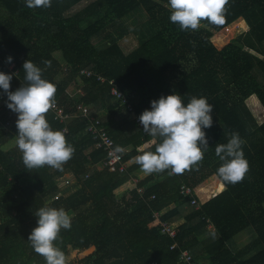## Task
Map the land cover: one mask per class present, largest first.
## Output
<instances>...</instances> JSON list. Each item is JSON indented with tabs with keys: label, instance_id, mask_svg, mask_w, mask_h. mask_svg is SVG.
<instances>
[{
	"label": "trees",
	"instance_id": "16d2710c",
	"mask_svg": "<svg viewBox=\"0 0 264 264\" xmlns=\"http://www.w3.org/2000/svg\"><path fill=\"white\" fill-rule=\"evenodd\" d=\"M138 9L148 18L132 50L124 51L115 37L101 46L94 43L108 24ZM170 14L168 0H51L48 8L0 0V71L13 74L10 90L25 83L23 63L31 60L57 84L56 104L66 112L79 103L90 106L93 116L104 112L102 126L123 149L125 165L124 172L121 165L104 167L105 150L95 147L87 120L61 124L50 110L46 119L54 130L67 127L74 155L62 169L28 170L16 146L17 113L7 107L0 89V264H46L28 241L37 225L35 213L45 205L62 207L72 218L71 229H62L55 242L68 264H185L183 251L196 264H264V57L253 53L263 51L264 0H229L222 24L205 20L196 31H182ZM239 19L249 23V34L218 48L211 37ZM110 80L132 113L111 94ZM77 88L84 92L82 99L70 95ZM173 92L185 104L192 96H205L214 106L213 126L204 129L209 147L198 169L146 175L135 158L142 149L155 151L160 140L135 119L152 100ZM234 131L244 141L250 167L242 182L231 184L217 174L222 161L215 147L227 143ZM68 174L73 185L61 189L59 180ZM183 185L191 195L181 194ZM165 221H181L175 238L162 233ZM241 232L252 233L251 240L232 248Z\"/></svg>",
	"mask_w": 264,
	"mask_h": 264
},
{
	"label": "clouds",
	"instance_id": "9594fccd",
	"mask_svg": "<svg viewBox=\"0 0 264 264\" xmlns=\"http://www.w3.org/2000/svg\"><path fill=\"white\" fill-rule=\"evenodd\" d=\"M229 0H168L170 21L182 31H196L207 20L219 25L224 22ZM28 8L51 7V0H26ZM7 57V62H12ZM46 67L50 61H43ZM25 83L15 91L10 90L13 74L0 71V89L7 95V107L17 113L16 146L22 153V162L28 170L45 166L62 169L72 158L75 148L66 139V130H54L47 113L56 105L57 84L43 77L44 69L31 60L23 63ZM214 106L205 96H192L185 104L179 93L151 101L139 117L143 130L149 136L159 138L155 151L141 150L135 162L147 175L170 170L169 174H183L203 162L209 147L204 129L213 126ZM238 132L230 133L227 143L217 144L215 154L222 161L217 170L225 183L242 182L249 171ZM148 147H151L149 145ZM117 151H121L117 148ZM37 225L28 236L33 250L42 256L46 264H68L67 257L56 241L62 229H71V216L64 208L45 205L36 213Z\"/></svg>",
	"mask_w": 264,
	"mask_h": 264
},
{
	"label": "built area",
	"instance_id": "2783aa9c",
	"mask_svg": "<svg viewBox=\"0 0 264 264\" xmlns=\"http://www.w3.org/2000/svg\"><path fill=\"white\" fill-rule=\"evenodd\" d=\"M237 23V22H235ZM237 25H239L237 23ZM235 25V26H237ZM233 23L227 24L222 29H220V32L227 33L232 29ZM82 74H86L87 77H90L92 75L91 72H82ZM98 81L101 83H106V79L102 76H98ZM109 85L111 86V94L116 98V101L119 102L120 107L127 111L128 113L133 112L132 105L128 102L127 98L123 94V92L119 89V86L116 84L114 80L109 81ZM71 97L82 99L84 97V92L82 88L76 89L74 93L70 94ZM1 99V97H0ZM91 107L87 106L84 103H79L74 107L73 111L66 112V108L59 106L58 104L55 105V107L51 110L56 120L61 124H66L70 122L72 119H85L88 122V128L87 131L92 135L93 140L95 141V147L97 148H103L106 153V157L104 159L103 166L108 167L110 169H115L117 165L120 166V171H125V165L122 164L123 159V149L121 151H117L116 142L113 137L108 133L106 128L102 126L101 120L103 118V115L101 116V113H98L97 115L93 116L91 115ZM135 123L138 125V127H142L140 124L139 118L135 119ZM64 130H67V127H65ZM63 181V186L68 187L73 182L72 175H66L65 177L60 178V181ZM62 189V188H61ZM138 192H141V189H138ZM61 193V191H59ZM58 193V194H59ZM56 195L55 198H58L59 195ZM181 194L187 196L191 195V189L187 187L186 185H183L181 187ZM153 198H155L153 196ZM192 205H195L197 208L199 207L197 202L195 200H192ZM207 228L209 230L213 229V224L208 220L207 221ZM177 223H171L168 221H165L162 223L161 231L164 234L169 235L172 238H175L177 235ZM177 247V243L175 242L174 245L171 247V249H175ZM180 261L185 264H196V262L193 259V256L188 251H183L180 256Z\"/></svg>",
	"mask_w": 264,
	"mask_h": 264
},
{
	"label": "rangeland",
	"instance_id": "374dc122",
	"mask_svg": "<svg viewBox=\"0 0 264 264\" xmlns=\"http://www.w3.org/2000/svg\"><path fill=\"white\" fill-rule=\"evenodd\" d=\"M81 6L82 4L78 5L79 8ZM147 15L148 14L145 11H142L141 9H138L134 12H131L125 15L123 18L116 20L114 23L108 24L106 28L99 35L94 37V43L97 46H101L110 37H115L117 41L120 43V45L122 46V48L124 49V51L127 52V51L132 50L136 46L137 39L140 36V35L138 36L137 34L140 33L142 28H144L145 25L147 24V18H148ZM235 22H237L239 25H237V23ZM235 22L233 23L232 29L228 31L227 33L218 31V32H215L214 35L211 37V40L218 48H221L224 44H226L228 41H230L233 38H244L245 35L249 34L250 25L245 19H239L238 21H235ZM120 25L124 26L123 32L119 30ZM259 46L263 50V51H260L261 54L255 51H253V53L259 55L260 57H264V42L261 43ZM55 55L63 63L61 52H56ZM63 75L64 74L58 77L59 80L63 78ZM102 115H104V112L101 113V116ZM14 144L15 143L12 141L9 145L13 146ZM58 185L60 186V188H66L63 186L64 184L62 180L60 181ZM72 185H73V182L68 186H72ZM72 189L73 188H69L68 191ZM61 194L62 192L59 193L58 195L61 196ZM251 238H252V233L250 232L243 233L239 235L238 237H235L234 239H232L231 247L240 249L243 246H245L246 243L251 240Z\"/></svg>",
	"mask_w": 264,
	"mask_h": 264
},
{
	"label": "crops",
	"instance_id": "0c3cea01",
	"mask_svg": "<svg viewBox=\"0 0 264 264\" xmlns=\"http://www.w3.org/2000/svg\"><path fill=\"white\" fill-rule=\"evenodd\" d=\"M75 91H76V90L72 91V93H74ZM103 116H104V115H103ZM98 168L100 169L101 167H98ZM176 223L179 224V223H181V221H178V222H176ZM243 233H246V232H242V233H240L239 235H241V234H243ZM247 233H248V232H247ZM239 235H238V236H239ZM238 236H235V237H238ZM235 237H234V238H235ZM234 238H233V239H234ZM247 243H248V242H247Z\"/></svg>",
	"mask_w": 264,
	"mask_h": 264
}]
</instances>
